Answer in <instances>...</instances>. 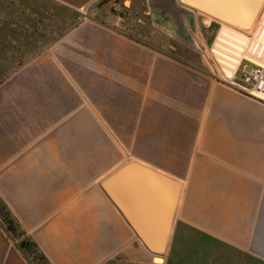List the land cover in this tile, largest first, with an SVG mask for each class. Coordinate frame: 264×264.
I'll list each match as a JSON object with an SVG mask.
<instances>
[{
  "label": "crops",
  "instance_id": "obj_1",
  "mask_svg": "<svg viewBox=\"0 0 264 264\" xmlns=\"http://www.w3.org/2000/svg\"><path fill=\"white\" fill-rule=\"evenodd\" d=\"M46 1L73 16L0 76V203L17 233L0 225V264H28L23 240L48 264H153L134 226L160 229L170 188L153 178L147 214L139 170L114 177L131 162L179 184L155 264H205L207 249L264 264V104L163 55L139 26L120 31L103 6L81 18L97 0ZM223 26L251 36L222 25L211 47Z\"/></svg>",
  "mask_w": 264,
  "mask_h": 264
},
{
  "label": "rangeland",
  "instance_id": "obj_2",
  "mask_svg": "<svg viewBox=\"0 0 264 264\" xmlns=\"http://www.w3.org/2000/svg\"><path fill=\"white\" fill-rule=\"evenodd\" d=\"M130 1L129 8H126L128 0H97L92 8L81 11L80 16L95 18L93 8L103 6V13L121 22L120 31L128 32L139 26L141 38L151 39L153 47L163 55L172 60L203 65L209 73L218 74L209 49L217 31L226 23L185 6L179 0ZM262 8L264 2L259 12ZM72 16L46 0H0V76L42 50L51 42L59 27H63L67 18ZM256 21L255 17L251 27L241 31L250 35ZM148 42L144 40L143 44L148 45ZM245 63L242 61L241 65ZM6 214L0 205V225L7 231L9 218ZM10 234L17 236L15 230ZM207 251L208 254L203 257L205 264H229L227 255L220 256L215 249ZM25 256L32 258L36 264H45L39 260L41 256L37 252H26ZM155 263H160V257H153Z\"/></svg>",
  "mask_w": 264,
  "mask_h": 264
},
{
  "label": "water",
  "instance_id": "obj_3",
  "mask_svg": "<svg viewBox=\"0 0 264 264\" xmlns=\"http://www.w3.org/2000/svg\"><path fill=\"white\" fill-rule=\"evenodd\" d=\"M188 6L197 8L200 11L211 15L214 19L226 23L237 29L247 31L253 23L256 15L258 14L264 0H183ZM249 68L246 69V71ZM134 167L141 173V183L138 184V188L144 197L149 201H145L147 207V214H153L155 212L156 201L149 198L148 194L150 190V182L153 178L159 179L165 187L170 188L167 195L164 192V197L161 199L164 203H167L162 208V215L160 221L162 226L159 230H145L140 229L139 226L135 227L136 234L140 237L145 247L156 256H161L166 249L169 230L172 219V212L175 208L179 194V184L167 177H164L152 170L145 168L136 163H129L124 168L119 170L114 177L123 175L127 168ZM134 178H131V184L134 186ZM147 191V192H145ZM169 196V200H168ZM160 200V201H161ZM131 223H134V219L131 216H127Z\"/></svg>",
  "mask_w": 264,
  "mask_h": 264
},
{
  "label": "bare ground",
  "instance_id": "obj_4",
  "mask_svg": "<svg viewBox=\"0 0 264 264\" xmlns=\"http://www.w3.org/2000/svg\"><path fill=\"white\" fill-rule=\"evenodd\" d=\"M179 1L188 6L183 0ZM252 29L250 37L232 33L226 26L218 33L211 47V57L223 79H232L242 60L264 67V8Z\"/></svg>",
  "mask_w": 264,
  "mask_h": 264
},
{
  "label": "built area",
  "instance_id": "obj_5",
  "mask_svg": "<svg viewBox=\"0 0 264 264\" xmlns=\"http://www.w3.org/2000/svg\"><path fill=\"white\" fill-rule=\"evenodd\" d=\"M249 70L246 71V69ZM217 81L226 87L264 104V67L245 63L239 65L232 79L225 80L217 73ZM28 264H36L32 258L25 256Z\"/></svg>",
  "mask_w": 264,
  "mask_h": 264
},
{
  "label": "trees",
  "instance_id": "obj_6",
  "mask_svg": "<svg viewBox=\"0 0 264 264\" xmlns=\"http://www.w3.org/2000/svg\"><path fill=\"white\" fill-rule=\"evenodd\" d=\"M0 205H1V207H3V205L0 203ZM3 209H4V207H3ZM5 210V209H4ZM6 211V210H5ZM7 213V212H6ZM7 215V217L9 218V216H8V214H6ZM9 225H8V229H7V232L9 233H11V232H13L15 229V227H14V225H13V223H12V221L9 219V223H8ZM9 233V234H10ZM18 248H19V250L21 251V253H23V255L25 256V254H26V252L28 253V252H30V253H32V251L33 252H37L38 253V251H37V249H36V247H35V245L33 244V243H31L30 241H28V240H23V241H21L19 244H18ZM41 257L39 258V260L41 261V262H45V264H48L47 263V261L44 259V257L42 256V255H40Z\"/></svg>",
  "mask_w": 264,
  "mask_h": 264
}]
</instances>
